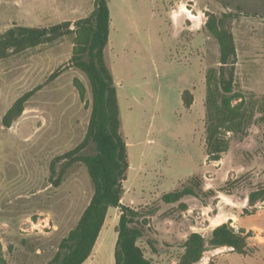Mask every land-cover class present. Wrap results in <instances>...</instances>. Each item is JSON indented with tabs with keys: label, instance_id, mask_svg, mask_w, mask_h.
I'll list each match as a JSON object with an SVG mask.
<instances>
[{
	"label": "rangeland",
	"instance_id": "374dc122",
	"mask_svg": "<svg viewBox=\"0 0 264 264\" xmlns=\"http://www.w3.org/2000/svg\"><path fill=\"white\" fill-rule=\"evenodd\" d=\"M107 3L104 61L116 85L129 164L121 204L143 211L157 207L137 244L153 264H178L191 233L207 241L215 226L229 222L235 230L251 232L247 244L252 254L206 246L197 264H264V203L247 205L248 194L264 187V0ZM92 10L93 0H0V34L14 26L74 22ZM226 12L233 14L237 53L233 92L242 95L251 119L241 133L228 134L226 152L210 162L205 153V75L217 68L219 52L204 25L206 13ZM72 47L73 38L65 36L0 59V258L6 264H47L93 195L82 163L61 174L60 161L56 173L50 171L56 157L84 140L90 118V84L80 70L68 67ZM74 80L84 87L83 100ZM185 90L193 98L189 109L181 100ZM31 91L22 115L4 128V114ZM80 153L93 154L94 145ZM193 177L201 180L204 193L212 190L214 196L161 201ZM115 210L110 208L108 215ZM107 218L98 238L101 254L93 264H114L117 234Z\"/></svg>",
	"mask_w": 264,
	"mask_h": 264
},
{
	"label": "trees",
	"instance_id": "16d2710c",
	"mask_svg": "<svg viewBox=\"0 0 264 264\" xmlns=\"http://www.w3.org/2000/svg\"><path fill=\"white\" fill-rule=\"evenodd\" d=\"M232 20L233 14L230 12L219 16L206 13L204 27L216 41L219 52L217 68H210L205 75V153L210 162L219 161L221 154L226 152L228 134L241 133L251 119L242 95L233 92L237 53L231 32ZM109 24L107 0H93V10L85 18L74 22L65 21L48 28L14 26L0 34V59L71 36L73 47L68 67L80 70L90 84L91 111L86 136L73 150L56 157L51 162L50 171L55 174V166L60 161H64L61 174L72 164L82 163L94 191L76 226L62 239L56 254L47 264H83L91 254L109 208L120 211L115 228L117 240L113 254L114 264H153L151 259L145 257L137 242L144 236L149 225L148 219L156 213L157 207L143 211L121 204L122 183L126 179L129 164L127 145L120 134L116 85L104 61ZM58 73L59 70L55 71L51 78ZM73 84L83 100L84 87L78 80H74ZM32 93H25L14 101L2 117L1 124L4 128H10L22 115L24 105ZM181 100L183 106L189 109L193 103L192 94L188 90L183 91ZM89 143L94 145V153L81 154ZM59 182L60 178L54 180V186H58ZM206 196H214V192L208 190L204 193L201 180L193 177L179 189L163 194L161 201L164 204H174L185 197ZM258 202L264 203V187L248 194L247 205L250 208H254ZM179 206L185 207L184 204ZM250 235V231L235 230L229 222L215 226L207 241L201 234L191 233L183 243L178 264H197L206 246L214 250L227 248L236 254L249 256L252 254L247 244ZM148 246L154 250L151 244ZM0 264L6 262L0 258Z\"/></svg>",
	"mask_w": 264,
	"mask_h": 264
},
{
	"label": "crops",
	"instance_id": "0c3cea01",
	"mask_svg": "<svg viewBox=\"0 0 264 264\" xmlns=\"http://www.w3.org/2000/svg\"><path fill=\"white\" fill-rule=\"evenodd\" d=\"M110 209V208H109ZM108 209V211H109ZM108 211H107V215H106V218L110 220L111 224L114 226V230L118 224V221H119V215H120V211L119 210H115L114 212H112L111 214L108 215ZM106 218L104 220V224H103V227L105 225V222H106ZM102 227V229H103ZM101 229V231H102ZM100 231V233H101ZM100 233L96 239V242H95V245L91 251V254L90 256L88 257V259L83 263V264H93V258L95 257V255H100L101 254V250H102V246L100 245L101 243L99 242L98 238L100 236ZM116 233V232H115ZM99 242V243H98ZM220 250V249H218ZM114 254V252H113ZM113 260H114V257H113ZM203 264H206V263H203Z\"/></svg>",
	"mask_w": 264,
	"mask_h": 264
},
{
	"label": "bare ground",
	"instance_id": "6f19581e",
	"mask_svg": "<svg viewBox=\"0 0 264 264\" xmlns=\"http://www.w3.org/2000/svg\"><path fill=\"white\" fill-rule=\"evenodd\" d=\"M184 11H185V10H184ZM184 11H183V12H184ZM185 13H189V11L186 10ZM190 16H191V14H190Z\"/></svg>",
	"mask_w": 264,
	"mask_h": 264
}]
</instances>
